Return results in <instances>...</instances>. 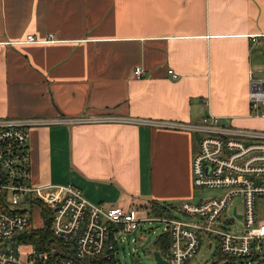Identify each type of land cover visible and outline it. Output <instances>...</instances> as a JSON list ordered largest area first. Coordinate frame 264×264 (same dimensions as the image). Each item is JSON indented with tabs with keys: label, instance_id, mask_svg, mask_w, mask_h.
Segmentation results:
<instances>
[{
	"label": "crops",
	"instance_id": "obj_1",
	"mask_svg": "<svg viewBox=\"0 0 264 264\" xmlns=\"http://www.w3.org/2000/svg\"><path fill=\"white\" fill-rule=\"evenodd\" d=\"M248 69L264 70V0H0V118L192 123L210 112L264 130ZM198 138L145 122L37 125L31 181L71 182L143 216L151 199L189 201Z\"/></svg>",
	"mask_w": 264,
	"mask_h": 264
},
{
	"label": "built area",
	"instance_id": "obj_2",
	"mask_svg": "<svg viewBox=\"0 0 264 264\" xmlns=\"http://www.w3.org/2000/svg\"><path fill=\"white\" fill-rule=\"evenodd\" d=\"M26 38L34 40L32 35ZM141 74L142 68L134 67L132 75ZM247 89L250 114L263 116V69H249ZM200 119L176 123L106 114L0 118V264H91L101 256H116L128 233L151 220L162 222L168 235L166 264H186L195 255L201 234L209 248L214 242L221 264H264V220L257 218L255 204V198L264 195V130L219 124L218 116L210 112ZM81 121L145 122L195 131L199 138L191 160L192 185L216 187L222 194L194 204L181 201L163 215L136 217L125 207L89 201L71 182L33 183L30 129ZM233 197H238L236 203ZM34 209L39 210L42 226L47 221L53 238L37 248L22 237L40 228L33 224ZM238 221L242 226L233 228Z\"/></svg>",
	"mask_w": 264,
	"mask_h": 264
},
{
	"label": "rangeland",
	"instance_id": "obj_3",
	"mask_svg": "<svg viewBox=\"0 0 264 264\" xmlns=\"http://www.w3.org/2000/svg\"><path fill=\"white\" fill-rule=\"evenodd\" d=\"M249 71V69H248ZM258 71V70H255ZM172 76V74H171ZM77 187V186H76ZM192 193L189 201L194 204L199 200L208 199V197L217 196L222 194V190L216 187H197L192 185ZM84 194V193H83ZM85 195V194H84ZM238 197H233L232 201L236 203ZM97 201V202H96ZM91 200V202L103 203L105 206L114 204L113 199L108 200ZM167 202H174L167 200ZM177 203V202H175ZM256 204V216L259 220H264V195L257 196L255 198ZM135 208H130L129 213H132ZM145 214H149L145 211ZM39 210L34 209L33 212V224L35 226L40 225ZM229 217V214H226ZM240 221L235 222L232 225L233 228L238 229L241 227ZM164 224L162 222L151 220L142 222L135 231L128 233V238L118 245L116 258L118 260L117 264H155L152 258V248L154 247V241L157 239L159 234L163 232ZM136 238V241L132 240V237ZM208 239H204V235H200V245L197 248L195 255L185 261L186 264H221L214 248V242L212 246L208 247Z\"/></svg>",
	"mask_w": 264,
	"mask_h": 264
},
{
	"label": "trees",
	"instance_id": "obj_4",
	"mask_svg": "<svg viewBox=\"0 0 264 264\" xmlns=\"http://www.w3.org/2000/svg\"><path fill=\"white\" fill-rule=\"evenodd\" d=\"M176 207H177L176 204L167 201L160 202L154 199H151L147 203L140 205V207L138 206V208L147 210L148 213L150 214L152 213L154 215H163L166 213V211H171V209ZM47 211L48 210L41 208V212L43 214H47ZM22 237L23 239L29 241L36 248L45 245L44 242H49L51 240L53 241L52 236L50 237L47 221H45L44 226L33 230L30 229L28 232H25ZM168 243H169V238L167 233L162 232L154 241V247L160 250L162 256L167 257L169 251ZM216 253H218L219 256L218 260H222V256L218 251V249H216ZM117 263L118 260L114 254H110L109 257L101 256L100 258L91 261V264H117Z\"/></svg>",
	"mask_w": 264,
	"mask_h": 264
},
{
	"label": "water",
	"instance_id": "obj_5",
	"mask_svg": "<svg viewBox=\"0 0 264 264\" xmlns=\"http://www.w3.org/2000/svg\"><path fill=\"white\" fill-rule=\"evenodd\" d=\"M152 258L155 261V264H166V259L161 255L159 249L153 247L152 249Z\"/></svg>",
	"mask_w": 264,
	"mask_h": 264
}]
</instances>
